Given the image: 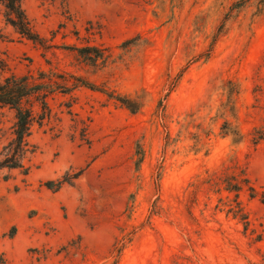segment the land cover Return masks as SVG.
<instances>
[{
  "label": "rangeland",
  "instance_id": "1",
  "mask_svg": "<svg viewBox=\"0 0 264 264\" xmlns=\"http://www.w3.org/2000/svg\"><path fill=\"white\" fill-rule=\"evenodd\" d=\"M22 3L44 44L0 4V78L54 67L142 106L87 88L50 101L61 122L34 130L28 172L0 170L7 263L264 264V0ZM85 47L105 50L98 71ZM14 122L0 111V152ZM230 159L257 198L201 183Z\"/></svg>",
  "mask_w": 264,
  "mask_h": 264
},
{
  "label": "trees",
  "instance_id": "2",
  "mask_svg": "<svg viewBox=\"0 0 264 264\" xmlns=\"http://www.w3.org/2000/svg\"><path fill=\"white\" fill-rule=\"evenodd\" d=\"M248 1L245 0V3ZM0 4L5 9L4 18L8 26H11L22 37L44 44L43 39L32 27L23 8L22 0H0ZM77 52L82 56L87 66L96 69V71H98L99 62L108 59L105 50L97 47H85L77 49ZM47 63L51 66L49 61ZM81 88L101 92L108 98L121 103L132 113H137L142 106L140 102L129 97H122L116 95L114 91L110 92L108 89L97 87L83 76L54 67H50L48 70L38 69L36 72H29L26 75L11 74L0 78V111L7 109L13 112L15 120L12 138L0 152V170L21 169L28 172L29 168L26 167L25 161L29 155L35 153V148L30 143L34 130L48 126L53 121L61 122L59 114L55 113L50 101L57 95H71ZM71 107L72 105L67 106L69 109ZM69 114H72L71 110H69ZM224 130H226V134L233 136L234 143H239L244 138L231 124L226 123ZM252 142L255 145L264 142V128L254 129ZM230 169L234 170L231 175L228 174ZM214 182L217 185L225 184V190L229 193H236L237 198L244 190L250 192L252 199L259 196L246 170L242 169L236 159H230V164L223 166L220 172L210 174L207 179L201 181L202 184H213ZM262 202H264V195ZM238 204L240 205V203ZM236 212L240 213V206ZM0 264H8L4 255H0Z\"/></svg>",
  "mask_w": 264,
  "mask_h": 264
}]
</instances>
